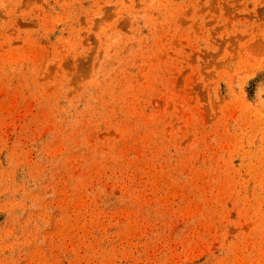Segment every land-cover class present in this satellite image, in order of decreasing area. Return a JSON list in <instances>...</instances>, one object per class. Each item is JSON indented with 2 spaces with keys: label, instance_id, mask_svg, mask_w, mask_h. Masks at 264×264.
<instances>
[{
  "label": "rangeland",
  "instance_id": "rangeland-1",
  "mask_svg": "<svg viewBox=\"0 0 264 264\" xmlns=\"http://www.w3.org/2000/svg\"><path fill=\"white\" fill-rule=\"evenodd\" d=\"M0 264H264V0H0Z\"/></svg>",
  "mask_w": 264,
  "mask_h": 264
}]
</instances>
